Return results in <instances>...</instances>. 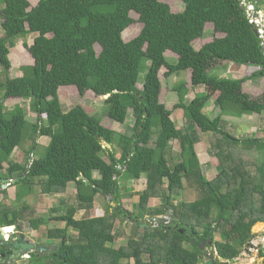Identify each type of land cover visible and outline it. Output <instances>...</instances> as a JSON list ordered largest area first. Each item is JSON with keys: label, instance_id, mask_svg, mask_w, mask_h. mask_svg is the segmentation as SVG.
Instances as JSON below:
<instances>
[{"label": "trees", "instance_id": "16d2710c", "mask_svg": "<svg viewBox=\"0 0 264 264\" xmlns=\"http://www.w3.org/2000/svg\"><path fill=\"white\" fill-rule=\"evenodd\" d=\"M180 1L184 10L173 13L160 0H39L30 10L28 0H0V190L6 192V167L16 168L14 203L23 205L0 202V227L16 226L21 232L24 224L33 231L45 227L51 245L60 250L57 256L33 254L29 264H199V245L217 233L222 239L215 248L227 263L251 248L253 227L264 222V137L235 139L223 131L220 117L210 118L208 109L219 92L216 104L225 115L238 121L258 115L264 122V93L255 98L243 90L247 81L264 79L262 40L241 0ZM132 12L139 14L143 28L125 42ZM207 24L224 37L197 51L192 35L203 36ZM31 35L33 44L24 41L23 47L35 64L10 77L11 49ZM167 52L178 60L167 58ZM243 66L259 70L238 79L225 76L229 68L243 71ZM164 67L168 77L191 70V90L203 87L208 93L188 102L189 88L181 80L168 93L175 103L167 109L160 100ZM69 86L80 97L88 91L108 96L106 115L118 126L127 123L132 110L134 125L122 132L105 127L81 105L66 111L59 90ZM14 99L30 101L35 123L23 107L7 109L5 103ZM178 111L183 112L180 120ZM202 135L218 150L221 171L211 181L197 164ZM42 137L50 138L47 147L38 144ZM225 138L234 144H224ZM28 141L30 146L23 147ZM174 142L179 145L173 150ZM116 148L122 150L120 159ZM18 149L25 159L21 163L13 159ZM143 174L145 188L129 198L138 207L130 213L123 208L126 195L119 193V180L129 192L127 180L138 181ZM72 183L77 206L65 215L53 207L33 218L28 198L64 195ZM186 184L198 190L199 198L177 202ZM98 196L108 201L105 215L76 219L79 211L94 208ZM109 198L118 206H111ZM145 218H168L173 224L154 226ZM117 219L131 225V234L126 245L116 248L124 235L116 228ZM52 221L65 226L49 229ZM258 250L264 264V247Z\"/></svg>", "mask_w": 264, "mask_h": 264}, {"label": "rangeland", "instance_id": "374dc122", "mask_svg": "<svg viewBox=\"0 0 264 264\" xmlns=\"http://www.w3.org/2000/svg\"><path fill=\"white\" fill-rule=\"evenodd\" d=\"M29 1V7L28 9L30 10L31 8L35 7L39 0H28ZM161 2L168 4L173 11V13H180L184 10L185 5L180 1V0H160ZM242 3L246 6L247 10L249 11L251 16H254L253 13V8H252V3L253 0L248 1V0H241ZM264 0L261 1L259 9L257 11L262 10L264 7L263 4ZM131 17L134 20V23L123 33V38L125 42H129L135 37H137L140 32L142 31L143 28V23L140 21V16L139 14L132 12ZM3 30H2V20L0 18V36H3ZM220 34H214V26L212 24H207L205 26V31L204 35L198 37L197 35H192V45L197 51H200L203 49V47L209 43H212L216 38H219ZM221 36V35H220ZM35 38V35H31L27 38V40H22L15 42V47L11 49V54H10V60L12 62V69L10 70V77H19L22 75L20 68L22 66H32L34 65V59L30 55V53L23 47L24 41H26L29 45L33 44V40ZM96 50L98 54L101 51L100 46L96 45ZM167 58L173 59V62H176L178 60V56L173 54L172 52H167L165 54ZM259 70V67H255L252 69H249L248 67L243 66L240 71L239 67H231L229 68L225 73V76L231 75L233 78H242L244 77L245 73L247 74H252L256 70ZM245 70V71H244ZM247 71V72H246ZM168 72V69L165 67L162 68L159 72V77L162 82V91L160 95V100L166 105L167 109L173 110L174 106V101L172 95H169L168 93L172 92L174 87H176L181 80H184L186 82L187 87L189 88V94L187 95L186 101H191L194 99L197 95L203 94L205 92L208 93L207 88L203 87H198L196 89H192L191 85V80H192V72L191 70L181 72L179 74H174L170 77L166 76V73ZM147 73V70H143L141 73V82L144 81L145 75ZM222 75H224L222 73ZM230 77V76H228ZM3 78L0 77V80ZM245 88H247L250 93V95L254 96L255 98L261 97L264 93V79L261 80H256V81H251V83H244ZM243 85V87H244ZM139 89H142V85H138ZM245 88H243L244 92ZM210 92V91H209ZM214 93V92H213ZM247 93V92H246ZM1 95V93H0ZM59 97L61 100V103L63 104V107L66 111L73 109V107H76L78 105H81L85 108V110L90 114V115H96L102 120V123L105 127L107 128H112V125L116 127V129H120L122 132H126L127 128L132 127L134 125L135 119L133 118V111L129 110V120L124 126H118L109 119V117L106 115L107 108L104 105L105 99L101 97H96L93 92L88 91L84 95V97H80L79 91L76 87H62L59 90ZM220 94L219 92H215L212 98L211 106L208 109L210 113L208 115L210 118H216L220 117L221 119V126L223 127V131L230 134L233 138L238 139V140H245L248 137H253L257 139H262L264 137V122L261 120V117L254 116L252 119H248L245 116L242 117L240 121L233 119L230 117V115H225V113L222 112V109L220 106L216 104V101L219 100ZM1 99V96H0ZM7 109L12 110L14 107L21 106L24 108L25 112L28 115V120L31 123L36 122L37 115L33 113L30 109V101L29 100H8L6 103ZM218 106V107H217ZM179 113V115H178ZM175 115L177 116V119L180 120L183 117V112H176ZM46 116H43V119H45ZM171 120V119H170ZM182 127L181 125H178ZM253 129V127H255ZM255 130V131H254ZM256 136V137H255ZM203 139L200 144L196 146V152H197V164L200 168H202L204 175L208 180H213L216 178L218 173L221 171L220 167V161L216 158L215 154L218 153L216 145L210 146L208 145L209 140L207 137L203 136ZM208 140V143H207ZM38 144L42 146H48L50 143V138L42 137L37 139ZM230 141L225 138L224 144H228ZM31 141H28L26 144H24L23 147L28 148L30 146ZM215 143V140H214ZM231 144H234L233 142H230ZM125 145V142L123 146ZM154 145V144H153ZM178 142H174L172 144L173 150L178 148ZM102 146L108 150H114L113 147L110 145H107L102 142ZM149 146H152L150 144ZM116 156L118 159L121 158L122 155V150L117 149ZM24 155H22L20 149L14 152L13 154V159L17 160V163H21L23 160ZM106 157V156H105ZM34 158V157H33ZM35 158H38L36 155ZM8 164L5 165V167ZM16 168H10L6 167L4 172L7 170L8 176L6 177L7 182H11V186L6 189V192H3L0 190V202H3L4 204H7L9 206L17 205L18 207L22 208L23 205L18 204L17 202L14 203L15 199V185L13 184L15 180L14 173ZM6 173V174H7ZM125 174H122L121 177H124ZM95 178H99L98 173H95L94 175ZM9 178V179H8ZM147 176L143 174L142 178L138 181L134 180L132 177L129 178L126 182V186L129 188V192H125V189L123 187V181L120 179V185H121V191L122 194L126 197L123 199V207L126 209V211L132 213L135 211V208L138 209V207L134 208L133 202L129 199L131 196L134 194H137L139 192H142L145 188V180ZM7 186V184H5ZM138 186V188H137ZM75 192H76V187L75 184H71L69 186V191L66 192L64 195H55L54 197H49V196H43V195H36V197L28 198L27 203L29 208L33 212V218H36V216H42V210L46 211L47 209L55 208L58 211V215H65L67 212V209L71 206H77L76 199H75ZM199 198V192L196 190V188L189 187L186 184V188L180 193V196L177 197V202H194ZM133 200V199H132ZM108 202V201H107ZM106 199L103 196H98L97 200L95 202V207L92 210V217H103L105 215V212L108 208L107 206ZM131 203V205L129 204ZM158 205V201L155 202V205ZM160 204V203H159ZM111 206H116V204L112 201H110ZM153 207V206H152ZM151 207V208H152ZM90 216V212H85V211H79L76 214V219H82ZM159 219V218H155ZM154 220V222H155ZM161 220V218H160ZM158 223V222H155ZM263 224H256L253 227V233L256 235L254 240L252 241V246L251 248L246 251L243 250V254L239 258L238 264H262L263 259L259 255V248L260 246L264 247V222H261ZM125 222L120 220H116V228H119V233L122 232L123 237L120 238L118 241V244H116V248L119 245H126L128 241V236L131 234V225L125 226ZM260 224V225H259ZM24 230L22 233L25 235L26 238H28L30 241L33 243L40 244L41 246L48 248L51 243L47 240L48 234H47V228L41 227L40 230L38 231H33L28 229L27 224H24ZM65 223L61 222H55L52 221L49 224V229H54V228H64ZM73 234H75L73 231H71ZM217 239L219 240V234H216ZM35 241V242H34ZM29 259V258H28ZM28 259H16L12 260L9 259L7 262H2V264H29ZM1 264V263H0Z\"/></svg>", "mask_w": 264, "mask_h": 264}, {"label": "flooded vegetation", "instance_id": "af4514ba", "mask_svg": "<svg viewBox=\"0 0 264 264\" xmlns=\"http://www.w3.org/2000/svg\"><path fill=\"white\" fill-rule=\"evenodd\" d=\"M129 218V217H128ZM131 218V217H130ZM129 218V219H130ZM163 219V218H162ZM145 222H148V223H152L153 225H154V223L155 222H157L156 220H155V222L153 221V220H151L150 218H145ZM170 222L168 221L166 224H165V226L167 227V226H169L170 224H169ZM160 225H164V223H162V224H160V222L158 223V225L157 226H160ZM155 226V225H154ZM182 230V229H181ZM21 235H24V234H21ZM19 233H17V231H14L13 233H11L10 235H9V239H8V241L9 242H15L16 240L17 241H19V242H21V239H20V236H21ZM25 236V235H24ZM222 238H221V236L219 235V240L217 239V236H216V234H215V238H213V239H210V240H206L205 241V247H204V252L203 253H201V256L199 257V258H201V262H205L206 264H208L210 261H212V263L211 264H238V260H239V258L241 257V255L243 254V252L241 253V255L238 257V258H236L235 260H232V261H230V262H225L220 256L218 257V252H217V249L215 248V243H216V241H220ZM47 240L49 241L50 239L49 238H47ZM26 241H28V242H31V243H33L32 241H30L28 238H26ZM35 242V241H34ZM50 242V241H49ZM34 245H35V248H37V247H43V246H41L40 244H38L37 245V243H33ZM0 245H1V247H2V252L0 253V257H2L3 259H6L7 257H8V253L10 252V251H12L13 250V247L12 248H7L6 246H4V245H2L1 243H0ZM55 247H57V251H60L59 250V247L58 246H52V245H49V247H48V249H47V251L46 252H41V251H38L37 249L32 253V254H34L36 257L37 256H40L41 255V253L42 254H48V255H50V254H52L53 256H57V254H56V252L57 251H54L53 249L55 248ZM45 248V247H44ZM32 254H31V256H32ZM32 258V257H31ZM22 259H24V258H22ZM8 260V259H7ZM200 262V263H201ZM199 263V264H200Z\"/></svg>", "mask_w": 264, "mask_h": 264}, {"label": "water", "instance_id": "95a60500", "mask_svg": "<svg viewBox=\"0 0 264 264\" xmlns=\"http://www.w3.org/2000/svg\"><path fill=\"white\" fill-rule=\"evenodd\" d=\"M262 0H258V2H256L254 5L257 6V3L261 2ZM256 35L258 36V33L256 31ZM262 50L264 51V45L262 46ZM104 98H108L107 96H104ZM156 221L160 224L164 223V225L169 221L167 220L166 218H163V219H156ZM170 225L173 224L172 221H169ZM158 223H154L155 226L158 225ZM260 224H263V223H260ZM13 228L16 229L14 226L13 227H0V243L4 246H6L7 248H12L13 247V250L10 251L8 253V257L6 259H3L2 257H0V263L2 262H5L7 259H12V260H16V259H22L26 256H30L36 249L38 251H41V252H46L48 248H44V247H37L35 248V245L31 242H28L26 241V237L24 235H21L20 236V239H21V242L19 241H15V242H9L6 240V235L7 234H10L11 232H7L8 229H11ZM180 233H184L183 230H179ZM195 242V241H193ZM204 247H205V241L202 242L201 246H200V250L201 251H204ZM54 251H57V247H55L53 249ZM212 261H210L208 264H211ZM201 264H206L204 261L201 262Z\"/></svg>", "mask_w": 264, "mask_h": 264}, {"label": "clouds", "instance_id": "9594fccd", "mask_svg": "<svg viewBox=\"0 0 264 264\" xmlns=\"http://www.w3.org/2000/svg\"><path fill=\"white\" fill-rule=\"evenodd\" d=\"M249 1V0H248ZM253 13H254V16H252L253 18L255 17V18H257V19H259V20H263L264 21V17H262V15H260V13L257 11V9L256 8H253ZM247 13H248V17H249V15H250V13H249V11L247 10ZM251 16V15H250ZM250 19V18H249ZM252 24V23H251ZM256 27H257V25L256 24H254ZM263 25H264V22H263ZM257 33H258V36H259V38L262 40V44L264 45V36H263V38L260 36V34H259V32H258V27H257ZM108 97V96H107ZM99 98V97H98ZM101 98H103V99H105L104 97H101ZM107 99V98H106ZM105 99V100H106ZM99 175V174H98ZM121 178V177H120ZM146 181V180H145ZM119 182H120V180H119ZM3 183H5V184H7V186H5V184L2 186V188L3 189H7L8 187H10L11 186V182H7V181H4ZM138 188V187H137ZM106 199V198H105ZM96 200H97V198H96ZM110 201H112L111 200V198H109V204H110ZM96 202V201H95ZM112 202H114V201H112ZM115 203V202H114ZM107 204H108V202H107ZM116 204V203H115ZM95 205V204H94ZM116 206H118L117 204H116ZM95 207V206H94ZM124 208V207H123ZM94 209V208H93ZM92 209V210H93ZM92 210L90 211V218H95V217H92L93 215H92ZM167 220H169V221H172V220H170V219H168V218H166ZM173 222V221H172ZM10 227H13V226H10ZM16 229H14V230H12V232L11 233H13L14 231H17V233H19V234H23L21 231H19L18 229H17V227L16 226H14ZM6 228V227H5ZM10 233V234H11ZM10 234H7L6 235V240L8 241V239H9V235ZM193 241H195V240H193ZM193 243H195V242H193ZM202 244V243H201ZM201 244L199 245V249H200V246H201ZM201 251V250H200ZM204 251H201V253H203ZM33 255V254H32ZM32 256L30 255V256H26V257H24V259H30ZM218 257H219V255H218ZM8 261V260H7ZM6 261V262H7ZM200 262H201V258H200ZM206 262V261H205ZM2 264V263H1ZM201 264V263H200Z\"/></svg>", "mask_w": 264, "mask_h": 264}, {"label": "crops", "instance_id": "0c3cea01", "mask_svg": "<svg viewBox=\"0 0 264 264\" xmlns=\"http://www.w3.org/2000/svg\"><path fill=\"white\" fill-rule=\"evenodd\" d=\"M250 2H251V0H249ZM256 2H258V0H253V3H252V7L253 8H256V9H259V6H260V4L259 3H261V2H259V3H257V6H255L254 4L256 3ZM263 4H264V2H263ZM259 13H260V15H262V17H264V7L262 8V10H259L258 11ZM221 35V34H220ZM219 35V38H222V37H224V35H221L220 36ZM248 68L249 69H252V68H255L254 66L252 67V66H248ZM247 72V71H246ZM253 74V73H252ZM248 75V74H247ZM249 75H251V74H249ZM251 83V80L250 81H247V83ZM243 88H245V85H244V87ZM245 91L247 92V93H250V91L247 89V88H245ZM254 116H257V117H260V116H258V115H254ZM254 116H248V115H246L245 117L246 118H248V119H252ZM256 127H253V129H255ZM255 131V130H254ZM3 189V188H2ZM3 190H5V189H3Z\"/></svg>", "mask_w": 264, "mask_h": 264}, {"label": "built area", "instance_id": "2783aa9c", "mask_svg": "<svg viewBox=\"0 0 264 264\" xmlns=\"http://www.w3.org/2000/svg\"><path fill=\"white\" fill-rule=\"evenodd\" d=\"M249 18H250V23L257 25L258 32H259L260 36L263 38V36H264V25H263V22L264 21L263 20H259V19L255 18V17L253 18L250 15H249Z\"/></svg>", "mask_w": 264, "mask_h": 264}, {"label": "bare ground", "instance_id": "6f19581e", "mask_svg": "<svg viewBox=\"0 0 264 264\" xmlns=\"http://www.w3.org/2000/svg\"><path fill=\"white\" fill-rule=\"evenodd\" d=\"M260 225V224H259Z\"/></svg>", "mask_w": 264, "mask_h": 264}]
</instances>
